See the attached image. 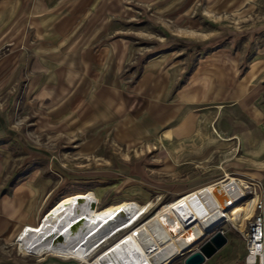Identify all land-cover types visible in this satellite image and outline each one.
<instances>
[{
    "label": "rangeland",
    "instance_id": "1",
    "mask_svg": "<svg viewBox=\"0 0 264 264\" xmlns=\"http://www.w3.org/2000/svg\"><path fill=\"white\" fill-rule=\"evenodd\" d=\"M105 2V35L125 39L131 49L123 78L146 77L155 91L165 89L163 101L184 105L180 116L193 133L167 140L157 132L133 145L115 141L112 130L82 128V97L55 96L48 73L29 71L48 38L29 29L0 35V264H83L24 254L19 246L40 220L86 192L96 196L95 212L154 201L148 218L225 173L258 179L251 160L264 162V76L257 73L264 68V0ZM233 213L235 225L219 223L167 264H185L216 230L227 242L201 264L244 259L250 216Z\"/></svg>",
    "mask_w": 264,
    "mask_h": 264
},
{
    "label": "crops",
    "instance_id": "2",
    "mask_svg": "<svg viewBox=\"0 0 264 264\" xmlns=\"http://www.w3.org/2000/svg\"><path fill=\"white\" fill-rule=\"evenodd\" d=\"M92 1L95 3L89 4V0H0V35H27L25 30L29 29L31 34L28 35L48 38V42L40 44L41 55L46 57L41 56V61L36 58L29 71L48 73L49 90L55 96L82 97V128L109 129L115 141L133 145L149 143V137L157 132L167 140L191 135L189 119L180 116L184 105L165 104L163 99L168 94L165 89L155 91L146 77L140 81L123 78V61L130 58V45L121 37L105 35L106 24L110 22L106 8L110 7L105 0ZM8 30L12 33L6 34ZM76 36L80 41H73ZM257 70L264 76L262 65H258ZM251 162L257 163L256 176L264 186V162ZM217 180L219 178L207 184L213 185ZM232 209L237 210L239 219L253 212L249 201L244 207ZM235 264H245L244 259Z\"/></svg>",
    "mask_w": 264,
    "mask_h": 264
},
{
    "label": "bare ground",
    "instance_id": "3",
    "mask_svg": "<svg viewBox=\"0 0 264 264\" xmlns=\"http://www.w3.org/2000/svg\"><path fill=\"white\" fill-rule=\"evenodd\" d=\"M225 177L230 180L220 178L160 205L148 218L143 215L154 207V201L132 209L95 212V194L83 193L77 196L82 198L80 202L75 197L40 220L23 236L19 251L35 256L49 253L83 264H167L221 222L223 213L217 207H234L235 196L229 188L234 180L228 174ZM255 199H249L252 207ZM92 200L95 204L90 207ZM58 232L59 241L54 238ZM113 241L115 244L95 256L100 247Z\"/></svg>",
    "mask_w": 264,
    "mask_h": 264
},
{
    "label": "built area",
    "instance_id": "4",
    "mask_svg": "<svg viewBox=\"0 0 264 264\" xmlns=\"http://www.w3.org/2000/svg\"><path fill=\"white\" fill-rule=\"evenodd\" d=\"M231 176L234 181L230 183L229 188L230 191L235 196L234 198L235 201L233 202H236L234 203L233 206L244 207L251 197L254 196L256 197L253 206V212L250 215V217L245 220L244 231H242L245 242L244 263L262 264L263 256H264L263 181L260 179L246 180L233 174H231ZM221 179L227 181L229 178H226L224 176ZM240 180L244 182L241 183ZM232 208L226 209V205L224 207L223 206L217 207V209H220L221 212L223 213L220 218L222 223L228 222L235 225V223L232 220L233 219Z\"/></svg>",
    "mask_w": 264,
    "mask_h": 264
},
{
    "label": "water",
    "instance_id": "5",
    "mask_svg": "<svg viewBox=\"0 0 264 264\" xmlns=\"http://www.w3.org/2000/svg\"><path fill=\"white\" fill-rule=\"evenodd\" d=\"M82 200L81 197H76V201L80 202ZM94 201H90V207L94 206ZM230 207L226 206V209ZM237 216V215H236ZM77 220V219H76ZM75 220V221H76ZM209 232V231H208ZM206 231L204 235H206ZM61 235L60 232L56 233L54 238L59 241ZM227 242V237L223 234L222 231L216 230L214 231L208 239H206L197 250L192 251L189 253L185 259V264H201L206 258H209L211 255L215 253V251L221 248Z\"/></svg>",
    "mask_w": 264,
    "mask_h": 264
}]
</instances>
